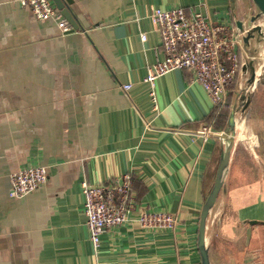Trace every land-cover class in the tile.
I'll list each match as a JSON object with an SVG mask.
<instances>
[{
    "label": "crops",
    "instance_id": "crops-1",
    "mask_svg": "<svg viewBox=\"0 0 264 264\" xmlns=\"http://www.w3.org/2000/svg\"><path fill=\"white\" fill-rule=\"evenodd\" d=\"M156 7L224 23L249 16L247 0H72L79 28L63 32L15 0H0V264H201L198 217L226 119L215 127L208 94L185 68L157 78L153 109L144 77L164 56L151 19ZM263 84L211 213V264H264ZM232 99L233 89L229 105ZM38 165L47 168L46 181L10 196V174ZM125 172L136 195L130 217L165 210L176 223L150 229L133 219L106 230L94 248L81 183Z\"/></svg>",
    "mask_w": 264,
    "mask_h": 264
},
{
    "label": "built area",
    "instance_id": "built-area-1",
    "mask_svg": "<svg viewBox=\"0 0 264 264\" xmlns=\"http://www.w3.org/2000/svg\"><path fill=\"white\" fill-rule=\"evenodd\" d=\"M15 1L29 8L35 19L54 20L61 31L71 30L70 24L51 0ZM151 19L156 25L164 54L163 58L148 67L144 77L153 109H157V78L175 68L191 72L208 94L214 108L225 106L242 65L239 32L235 24L214 21L210 16L184 7L153 8ZM141 37L145 39V34ZM129 87V83L122 85L125 91ZM203 132L210 133L207 128ZM47 173V168L42 165L16 169L10 174V196L21 197L34 191L46 181ZM81 185L86 226L94 248L98 247L106 230L133 219L139 226L150 229L173 228L176 223L175 216L165 210H141L136 218L130 217L136 207V195L129 172L108 183L96 184L84 179Z\"/></svg>",
    "mask_w": 264,
    "mask_h": 264
},
{
    "label": "water",
    "instance_id": "water-1",
    "mask_svg": "<svg viewBox=\"0 0 264 264\" xmlns=\"http://www.w3.org/2000/svg\"><path fill=\"white\" fill-rule=\"evenodd\" d=\"M54 6L60 11L62 16L70 24L71 30L78 29L79 24L76 16L72 12L70 5L72 0H51ZM249 16L247 22L235 19L234 24L239 32L238 48L241 52L242 65L238 73L233 89V99L229 105L225 127L222 131L216 132L222 141L213 184L207 193L198 217L197 246L200 253L201 264H211L208 250L210 238V220L214 207L219 202L220 196L227 190V179L230 171L232 154L238 142L236 134L242 120L246 124V117L252 98L257 87L264 83V67L259 71L254 66V54L247 52L246 45L242 42L254 36L261 26H264V0H247ZM256 23L255 28L252 26ZM247 42V41H246ZM256 141L252 135H248L244 144H248L254 151ZM223 206L217 220L212 224V228L219 226L221 222ZM251 222V220H248ZM254 222V221H253Z\"/></svg>",
    "mask_w": 264,
    "mask_h": 264
},
{
    "label": "bare ground",
    "instance_id": "bare-ground-1",
    "mask_svg": "<svg viewBox=\"0 0 264 264\" xmlns=\"http://www.w3.org/2000/svg\"><path fill=\"white\" fill-rule=\"evenodd\" d=\"M255 26H256V23L252 26V28H255ZM246 41L242 42V44L246 45L247 52H252L254 54V66H255L256 70L259 71L261 68L264 67V26L262 25L260 30L258 32H256L253 37L248 38ZM253 41L255 43H254L253 46L250 47V42H253ZM258 46L260 48L262 47V49H261V52H259L258 57L256 58L255 49ZM255 59H256V61H255ZM244 125H245V122H244V120H242L240 125H239V128L237 130V134L236 135L239 136V135L242 134V132L244 130ZM247 136L248 135H245V141L247 139Z\"/></svg>",
    "mask_w": 264,
    "mask_h": 264
},
{
    "label": "trees",
    "instance_id": "trees-1",
    "mask_svg": "<svg viewBox=\"0 0 264 264\" xmlns=\"http://www.w3.org/2000/svg\"><path fill=\"white\" fill-rule=\"evenodd\" d=\"M228 110H229V101L225 106L221 107L220 109L214 108L215 112H214L213 121L215 127L220 128L224 125L226 116L228 114Z\"/></svg>",
    "mask_w": 264,
    "mask_h": 264
},
{
    "label": "rangeland",
    "instance_id": "rangeland-1",
    "mask_svg": "<svg viewBox=\"0 0 264 264\" xmlns=\"http://www.w3.org/2000/svg\"><path fill=\"white\" fill-rule=\"evenodd\" d=\"M261 49H262V47L260 48L259 46L255 49V56H256V58L258 57V55H259V52H261ZM255 61H256V59H255ZM262 85V84H261ZM264 85V84H263ZM245 125H244V130H243V132H242V136L245 134Z\"/></svg>",
    "mask_w": 264,
    "mask_h": 264
}]
</instances>
